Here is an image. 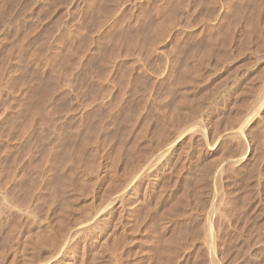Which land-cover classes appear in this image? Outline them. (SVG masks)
I'll return each mask as SVG.
<instances>
[{"label":"rangeland","instance_id":"rangeland-1","mask_svg":"<svg viewBox=\"0 0 264 264\" xmlns=\"http://www.w3.org/2000/svg\"><path fill=\"white\" fill-rule=\"evenodd\" d=\"M225 11L227 12L225 13ZM199 18L203 21L199 20ZM174 19H178V21H175ZM164 21H167L166 24H164ZM166 26L168 27L166 28ZM230 26L231 28H229ZM157 31L159 32V34ZM222 31L225 32L223 33ZM210 39L215 41L213 42ZM263 40L264 0H0V188H8L7 192L9 193L10 191H13L10 194V198L13 199L15 197L18 199L20 197V200H16L15 198L13 199L17 202L19 201L18 203H20V201L25 203L26 199L27 203L30 199V204H34L33 207H35L34 211L36 213V216L35 214L34 216L38 218L37 220L35 219L37 222L31 221V219L29 218L30 222L28 220H25L24 223V220L22 221L17 216H12L14 218L8 216L6 217V219L4 218L5 220H7V224L3 219L6 225L3 224L2 220V224L4 226L2 224L0 225V240L2 239L0 241V257H2L0 258V264H10L11 261L9 260L10 257L8 256H11V254L15 255L17 251L21 252V250H24L22 251L24 252V255H29L32 252V256L34 258L36 256L40 259L43 248L38 247L39 245H37V242L39 241L37 240V242L31 244L35 245H32L33 247L37 246V249L40 248L39 251L41 252H39L37 249H35L34 251V249H32L33 247H26V244H29V246L31 244L22 240L24 239L25 235L32 233V231H34L38 227L37 224L39 225L40 220L42 221V219L49 212H52L54 214L53 217L51 215L52 222H54V224L60 227L63 231L65 227L67 230L65 231L69 235V233L71 232V230L69 231V229L73 225L69 223V221L73 222L71 220H74L73 218L75 216L76 218L78 217L80 219L82 214H86L84 213L85 210L88 211L92 208L91 211H88L89 214L87 213L89 216L93 212H95L96 209L100 207V205H103V202H101V204L98 205V208H96L97 205L95 203H98L97 198L99 199L101 195H103V193L108 190V188L110 191H115H112V193L110 192L111 194H113V192L116 194V192L118 193L121 188L124 187V181H120V179H118L119 174L113 176H117V179L115 180V178H112L111 173H113L114 175L116 173H120V171L124 170L127 167H131L135 162H137L135 161V156L139 158V155H148V152L151 151L148 159L145 160V162H143L144 160L140 162V166L137 165V167L135 168L136 170L138 169L136 171V174L139 172L141 173L142 171H144L143 169L147 168V165L149 166V164H151L149 161L154 160V158L159 154L158 152L162 150L158 147H161L162 145L165 146V141L167 143V141L170 140L169 137H171V139L174 138V134L176 135L175 132H177L178 130L182 131L184 130V128L189 129V127L195 125L203 128L200 124L203 123V120L201 122L199 119L200 117L202 119L201 115H206V113L209 114L211 112V116L210 114L209 116L213 118H210V123L216 129H218L217 133L221 131L217 134V136H219L225 130L230 129L231 127V129L237 130L241 126V122H243L248 117V115L256 114L257 107L260 103H258V101L256 102L255 100L256 98H258V95L260 97L262 96V94L260 95V93H263L261 91L264 88ZM152 52L154 53V55ZM123 53L125 55H123ZM142 55L144 56L143 58ZM246 62L249 65H247ZM172 65L175 67H173ZM184 66H186V68ZM182 68L185 70H183ZM183 71L184 73H182ZM258 74L260 75V77H258ZM252 75L253 78L256 77V79L254 78L252 80ZM219 78H222V80H220ZM241 79L243 80L241 81ZM194 80L196 83L194 82ZM223 80H226L227 82ZM231 81H236L237 83L239 82L241 88L239 89L243 93L238 90L240 94L237 95V97L235 94V96L233 97L234 99H231L233 103L228 102L226 107L218 108L219 105H216V103H218L217 95L220 96L221 90L223 92L225 87L229 83H231ZM171 82L173 85L171 84ZM188 82H190V84H188ZM251 82H253V84ZM213 83L215 84V86L213 85ZM201 94H203L204 96ZM208 94H210L209 97ZM201 96H203V101H201ZM204 98L207 101H205ZM197 99L198 102L196 103ZM199 101L203 102L201 103V105L203 104L202 106L204 108L200 105ZM195 103L201 108L196 106ZM177 104H180V106ZM182 104H184L185 106ZM230 104H234V106L230 108ZM173 105L175 109L173 108ZM235 105L237 108L235 107ZM254 105L256 107H253ZM227 106H229V108ZM168 107H171V110ZM197 108L203 110L201 111L199 109L201 114L198 113L199 111L196 110ZM250 108L252 111H249ZM172 109H174V112L172 111ZM186 109H188L189 111ZM192 109L197 113H195V111L193 113ZM239 110H242L240 111L241 113L239 112ZM216 111H218L219 113ZM170 112L172 113L171 115ZM182 112H184V115L186 114L185 116L190 113L191 115H188L190 117L187 116L186 118L183 115L184 117L180 119L183 114ZM187 112L189 113L187 114ZM166 114L167 116H169V119H167L168 117L166 116ZM194 115L196 117H194ZM234 115H238V117L236 118ZM257 116L258 122L254 123L252 125L254 126V129L252 128L248 132V137H250V140L252 139L251 142H256L254 143L255 145L252 143L251 148H253L251 149V153L249 154L250 159L248 158L246 162L239 166H231V168L229 166L225 167L226 165H224L223 163L228 159L226 157L228 156L229 158H236L242 150H240V145L237 143V141L234 142V140L232 141L227 139L228 142L230 141V144L227 141L225 142V139L223 140L224 142H221V144L217 146L218 149L215 148L213 151L216 152L215 158H217V153L218 155H220V152L222 150V153H225H223L224 155L221 153L223 158L225 157L224 159L222 157H218V160L219 158H222V161L220 159L218 163L214 162V164L216 165L215 166L214 164H212L213 162H210L209 160V158L212 159V157L206 152L207 149L210 148L209 146L203 144V141H200V144H197L198 148H196L197 146L191 143L192 141H189V139H185V141H187L185 142L186 146L184 145L185 148H181V150L184 151H179L181 155L178 153V158H175L178 160H176L175 162L174 160L172 161L175 164L177 163L176 166L173 163L175 170L174 167L170 165L171 168L169 167L170 169H167V172L165 171V173L160 174V183L158 182L159 184L154 185L153 187L149 186V188H147V192L144 198L145 200L141 199L140 196L142 198L144 196L141 193H143L142 191L144 190V183H146L147 177L142 175V178L141 176L140 182H142L144 186L141 188L142 191H139L140 196L138 199V203H134L136 207H140V209L135 208L133 214L136 217L132 216V214L129 213L131 206L134 205L131 204L130 207L128 206L129 209L125 208L126 211L129 210L127 211V215L125 213L126 211L124 210L121 217L116 216L120 220L115 217L118 221L112 220L110 222V224H112L108 225L106 233L109 235L106 234V237H110L106 239L108 240L107 242H109V244L107 243L106 246H111V248H109L110 255L108 256L109 249L107 250V247H105V253L103 250L104 248L101 247L99 249L101 252L103 250L104 255L102 254L103 257L101 256V258L98 257L99 260L102 259L101 261H99L98 259L96 261L97 254H99L98 252H100L97 248L98 251H95L96 255L94 253L88 255L86 254L85 257H82V259L80 258L81 260H79V263L86 264V262H88L89 264H101V262L105 260V263L103 262L102 264H106L108 262H110L109 264H113V262L111 263V261H113V257H111V254L114 253V264H117V262L118 264H146L149 259L150 260L147 264H159L160 261L162 264H168V262L169 264H215V262L211 261V252L206 249V245L202 243L204 242V236H202L204 235V230L202 228L204 227L205 229L204 220L207 217L208 210L211 211V209L214 208L213 203L217 205L216 202L219 200V203L217 205L218 209H216L217 211L220 210L218 211V213L223 217L217 213L220 217H222V219H219V216L215 213L216 215H213V221L216 224L213 222V225L217 227H213L215 229L214 232H217L215 233V235L218 237V243L220 244V246H222L220 248V246L217 245L219 247H217L219 249L217 251L218 253H221H219V256L223 257V259L221 258L223 260V264H264V116ZM215 118H218V121H216ZM232 119L238 120L237 122L233 120L235 122L234 123ZM239 120L242 121L239 122ZM11 123H14V125H12ZM155 123L157 124L155 125ZM172 124H175L173 128H176L177 125V131L172 129ZM158 125L159 127H157ZM140 126L142 128H140ZM143 126H145L146 128ZM222 126L225 128V130ZM4 136L6 137V139L4 138ZM166 136H168V138ZM187 137L189 136L187 135L186 138ZM161 139L164 141H162ZM188 141L190 142L189 144H191V147L189 144H187ZM232 142L234 143V146ZM224 143L225 145H227L225 146ZM122 146L125 148H123ZM153 146L156 149L154 148L155 150L152 151L151 149ZM164 146H162V148ZM134 147H136V149ZM192 147L195 148L192 149ZM237 148L238 150L236 151ZM226 151L229 152L226 153ZM142 152L143 154H140ZM135 153L137 155H134ZM123 154L126 156H124ZM118 156L120 159L117 158ZM179 157L182 159H180ZM138 158L136 159L139 161L141 157L139 159ZM81 159L83 162L81 161ZM117 159H119V161ZM206 159L208 162L206 161ZM96 160H98L97 163H95ZM115 160H117L118 162H115ZM130 161H133L134 163H131ZM112 163H114L115 165L113 164V166ZM206 163H209V165ZM7 164L9 167L7 166ZM109 164H111L112 166ZM10 165H12V168ZM23 165H25L26 167ZM95 165L99 168H96ZM102 165L103 167H101ZM220 165L223 166L226 173H224L225 176L223 175L225 179H223V185H225L221 189H219L220 187L218 188L216 186V180H213L215 179V172L218 170ZM84 167H86V169H84ZM106 167H108V169H111L108 170ZM202 167L203 170L201 169ZM238 167H241L242 169L240 168V170L238 169ZM94 168H96L97 170ZM112 168L115 169L113 172ZM172 168L175 172L172 171ZM227 168L229 169L227 170ZM12 169L13 171H10ZM99 170L101 174H99ZM110 170L111 173L109 175ZM170 170L173 173H171ZM229 170H231L232 172H230ZM176 171L178 172V174H176ZM198 171L202 172V174L200 175L201 178L198 176L200 174L198 173ZM103 172H106L107 174ZM170 173L171 175H169ZM244 173L246 175H244ZM22 175H24L25 177ZM197 176L201 181H197ZM9 178H11V180ZM112 180H118V185L114 181L116 183H114L116 185V188L114 187V185L112 187ZM109 182L111 183L109 184ZM196 182H200V185H197L198 183L196 184ZM4 184H6V186H4ZM13 184L14 186H12ZM87 184L91 187L87 186ZM219 184L220 183H218V186ZM42 185L44 187H42ZM80 185L84 186V188ZM110 185L112 189H110ZM119 185L122 187H120ZM195 185L198 186V190H200V186H202L201 190L203 193H198ZM9 186L11 188H9ZM12 187L16 189L12 190ZM88 187L90 188V190ZM105 187L108 188L105 190ZM205 191L206 193H204ZM195 192L196 195L200 194L198 195L200 199H198V197L195 195ZM175 193L177 194L175 195ZM42 194H44L45 196ZM191 195L193 197L195 196L194 199H191ZM176 197H178L179 199ZM218 198H221L222 201ZM154 199H156V201ZM195 199H197V202H193V200ZM35 201H37V203ZM104 202L106 203L107 201ZM144 202H147L146 205ZM66 203L68 205H66ZM91 203L92 207L90 206ZM186 203L189 205H187ZM193 203H199L197 205V209H199V211L196 210V208H192V205H194ZM222 203H224L223 206ZM93 204H95L96 207ZM78 205L81 209L77 207ZM87 205H89L91 208L86 209L88 208ZM135 206H133V208ZM63 208L65 209L63 210ZM82 210H84V212H82ZM62 211L66 212V214ZM221 211L222 214L220 213ZM58 212H62L66 216L68 215V220H70L66 222L67 219L64 220V218L67 217L59 216L60 213ZM140 212L143 213L144 217L141 216L142 213ZM135 213L138 214L136 215ZM79 214H81V216ZM181 214H183V216ZM85 216L86 215H84V217H81L83 219H81L82 221L87 219L85 218ZM60 218L61 220H64L66 225L69 223V228L66 227L64 222H61ZM76 218L74 221L79 222V219L77 218V220ZM223 218L225 221L223 220ZM21 221L24 223V225ZM221 221L223 222V224ZM196 224L198 227L196 226ZM114 225L116 226V228L114 227ZM57 226L55 228L60 231ZM23 229H25L23 231V233H25L22 235ZM19 230L21 231V235L19 234ZM131 232L133 235L131 234ZM45 234L47 235V233ZM110 238L112 239V245L110 243ZM166 238L169 241H165ZM121 239L124 240L122 241ZM147 239L149 242L147 241ZM18 240L20 241V243ZM127 241L128 243H131L130 241H132V243L128 244ZM22 243H24V245H22ZM40 244H42V240ZM44 244H42L43 246H40H50L49 243V246ZM137 245H140L139 249ZM21 246H23L24 248L22 249ZM47 247L44 249L46 250L50 248ZM26 248H31L29 249L31 251L29 253H26ZM36 250L39 253H37ZM145 251H147L149 254ZM131 252L134 253L132 254ZM6 253L8 255H5L6 257H3ZM34 253H37L39 256L35 255ZM163 253L165 254V257L162 256ZM120 254L123 257L122 259L120 258ZM135 254H137L136 257ZM90 255H93L94 257H91ZM100 255L101 253L99 254V256ZM129 255H132V258ZM107 256L110 257L109 260H107ZM149 256L151 258H149ZM90 257L92 260L89 261ZM199 257L201 258L199 259ZM4 258H6V260ZM13 258L11 257L10 259ZM37 258L33 260L37 262ZM93 258L95 259L96 263H92V261H94ZM155 258L159 260L157 261V259ZM167 258H169V261ZM1 259H3L4 261ZM80 261H83L84 263Z\"/></svg>","mask_w":264,"mask_h":264},{"label":"bare ground","instance_id":"bare-ground-1","mask_svg":"<svg viewBox=\"0 0 264 264\" xmlns=\"http://www.w3.org/2000/svg\"><path fill=\"white\" fill-rule=\"evenodd\" d=\"M246 1V0H245ZM212 4V3H211ZM232 4V3H231ZM224 7V6H223ZM228 7V6H227ZM209 8V7H208ZM229 8V7H228ZM234 8V7H233ZM212 10V9H211ZM229 10V9H228ZM234 10V9H233ZM232 10V11H233ZM227 11H225V13H226ZM211 13V12H210ZM229 14V13H228ZM227 14V15H228ZM235 14V13H234ZM258 14V13H257ZM240 15V14H239ZM256 15V14H255ZM204 16V15H203ZM238 16V15H237ZM249 16V15H248ZM209 17H210V15H209ZM250 17V16H249ZM257 17V16H256ZM178 18V17H177ZM205 18V17H204ZM173 19V18H172ZM210 19V18H209ZM232 19V18H231ZM237 19V18H236ZM251 19V18H250ZM175 20V19H174ZM177 21H178V19H176ZM175 20V21H176ZM199 20H202V19H200L199 18ZM214 20V19H213ZM224 20V19H223ZM240 20H241V18H240ZM257 20V19H256ZM203 21V20H202ZM231 21V20H230ZM263 21V20H262ZM165 22V21H164ZM167 22V21H166ZM166 22L164 23V24H166ZM232 22V21H231ZM235 22V21H234ZM219 23V22H218ZM169 24H171V23H169ZM226 24H228V23H226ZM234 24V23H233ZM241 24V23H240ZM244 24V23H243ZM255 24V23H254ZM157 25V24H156ZM168 25V24H167ZM209 25V24H208ZM211 25V24H210ZM220 25V24H219ZM256 25V24H255ZM161 26V25H160ZM164 26V25H163ZM232 26V25H231ZM231 26L229 27V28H231ZM158 27V26H157ZM168 26H166V28H167ZM174 27V26H173ZM226 27H227V25H226ZM234 27V26H233ZM253 27V26H252ZM159 28V27H158ZM171 28V27H170ZM170 28H169V30H170ZM250 28H251V26H250ZM154 29V28H153ZM164 29V28H163ZM257 29V28H256ZM214 30V29H213ZM222 30V29H221ZM224 30V29H223ZM241 30V29H240ZM260 30V29H259ZM154 31V30H153ZM174 31V30H173ZM219 31V30H218ZM226 31H227V29H226ZM235 31V30H234ZM255 31V30H254ZM258 31V30H257ZM158 32V31H157ZM169 32V31H168ZM171 32V31H170ZM223 32V31H222ZM225 32V31H224ZM223 32V33H224ZM232 32V31H231ZM239 32V31H238ZM237 32V33H238ZM252 33V32H251ZM158 34H159V32H158ZM168 34V33H167ZM211 34V33H210ZM216 34V33H215ZM220 34V33H219ZM248 34V33H247ZM255 34V33H254ZM258 34V33H257ZM262 34V33H261ZM148 35V34H147ZM179 35H180V33H179ZM224 35V34H223ZM227 35V34H226ZM231 35V34H230ZM246 35V34H245ZM136 36H137V34H136ZM196 36V35H195ZM197 36H198V34H197ZM200 36V35H199ZM141 37V36H140ZM214 37H217V36H214ZM223 37V36H222ZM252 37V36H251ZM159 38V37H158ZM212 38V37H211ZM219 38H220V36H219ZM225 38H226V36H225ZM157 39V38H156ZM185 39V38H184ZM183 39V40H184ZM188 39V38H187ZM194 39V38H193ZM213 39V38H212ZM212 39H210L211 41H213ZM215 39V38H214ZM250 39V38H249ZM179 40V39H178ZM222 40V39H221ZM258 40V39H257ZM188 41V40H187ZM209 41V40H208ZM215 41V40H214ZM213 41V42H214ZM220 41V40H219ZM253 41V40H252ZM137 42V41H136ZM151 42V41H150ZM178 42V41H177ZM190 42H191V40H190ZM199 42V41H198ZM204 42V41H203ZM210 42V41H209ZM248 42V41H247ZM259 42V41H258ZM149 43V42H148ZM158 43V42H157ZM252 43V42H251ZM263 43H264V40H263ZM145 44V43H144ZM207 44V43H206ZM212 44V43H211ZM249 44V43H248ZM182 45H183V43H182ZM200 45V44H199ZM250 45V44H249ZM256 45V44H255ZM261 45V44H260ZM147 46V45H146ZM157 46V45H156ZM194 46V45H193ZM196 46V45H195ZM202 46V45H201ZM210 46V45H209ZM214 46H215V44H214ZM248 46V45H247ZM135 47V46H134ZM150 47H151V45H150ZM175 47V46H174ZM178 47V46H177ZM217 47V46H216ZM251 47V46H250ZM256 47V46H255ZM137 48V47H136ZM201 48V47H200ZM210 48V47H209ZM212 48V47H211ZM254 48V47H253ZM258 48V47H257ZM133 49V48H132ZM152 49V48H151ZM154 49V48H153ZM182 49V48H181ZM214 49V48H213ZM234 49V48H233ZM250 49V48H249ZM252 49V48H251ZM126 50V49H125ZM174 50V49H173ZM183 50V49H182ZM192 50H194V49H192ZM196 50V49H195ZM209 50V49H208ZM217 50V49H216ZM244 50V49H243ZM256 50V49H255ZM119 51V50H118ZM167 51V50H166ZM254 51V50H253ZM139 52V51H138ZM141 52V51H140ZM168 52V51H167ZM212 52V51H211ZM255 52V51H254ZM153 53V52H152ZM156 53V52H155ZM207 53V52H206ZM223 53V52H222ZM258 53V52H257ZM118 54V53H117ZM130 54V53H129ZM138 54V53H137ZM160 54H162V53H160ZM165 54V53H164ZM163 54V55H164ZM187 54V53H186ZM189 54V53H188ZM252 54V53H251ZM253 54H255V53H253ZM123 55H125L124 53H123ZM135 55V54H134ZM153 55H154V53H153ZM211 55V54H210ZM228 55H230V54H228ZM128 56V55H127ZM138 56V55H137ZM168 56V55H167ZM191 56V55H190ZM234 56H236V55H234ZM254 56V55H253ZM144 56L142 55V58H143ZM170 57V56H169ZM189 57V56H188ZM193 57V56H192ZM224 57V56H223ZM118 58V57H117ZM116 58V59H117ZM171 58V57H170ZM232 58V57H231ZM155 59V58H154ZM221 59V58H220ZM225 59V58H224ZM233 59V58H232ZM170 60V59H169ZM191 60V59H190ZM249 60V59H248ZM247 60V61H248ZM17 61V60H16ZM88 61V60H87ZM136 61H138V60H136ZM184 61V60H183ZM187 61V60H186ZM54 62V61H53ZM196 62V61H195ZM195 62H194V64H195ZM145 63H146V61H145ZM171 63H172V60H171ZM201 63V62H200ZM247 63V62H246ZM193 64V63H192ZM81 65V64H80ZM200 65V64H199ZM202 65V64H201ZM247 65H249L248 63H247ZM173 66V65H172ZM213 66V65H212ZM211 66V67H212ZM237 66V65H236ZM127 67V66H126ZM169 67V66H168ZM173 67H175V66H173ZM185 68H186V66H184ZM196 67V66H195ZM207 67V66H206ZM209 67V66H208ZM248 67V66H247ZM214 68V67H213ZM263 68V67H262ZM173 69V68H172ZM179 69V68H178ZM183 69V68H182ZM239 69V68H238ZM260 69V68H259ZM51 70V69H50ZM170 70H171V68H170ZM169 70V71H170ZM183 70H185V69H183ZM195 70V69H194ZM203 70V69H202ZM205 70V69H204ZM258 70V69H257ZM261 70V69H260ZM264 70V69H263ZM164 71V70H163ZM179 71V70H178ZM214 71V70H213ZM212 71V72H213ZM243 71V70H242ZM246 71V70H245ZM244 71V72H245ZM209 72V71H208ZM263 72V71H262ZM110 73V72H109ZM171 73V72H170ZM178 73V72H177ZM182 73H184V71L182 72ZM244 74V73H243ZM260 74V73H259ZM258 74V75H259ZM263 74V73H262ZM261 74V75H262ZM150 75V74H149ZM148 75V76H149ZM184 75V74H183ZM182 75V76H183ZM207 75V74H206ZM227 75V74H226ZM235 75V74H234ZM257 75V76H258ZM107 76V75H106ZM192 76H194V75H192ZM223 76V75H222ZM238 76V75H237ZM69 77V76H68ZM239 77V76H238ZM252 77V80L255 78L256 79V77H254L253 78V75L251 76ZM250 77V78H251ZM258 77H260V75L258 76ZM263 77V76H262ZM99 78V77H98ZM192 78V77H191ZM194 78V77H193ZM223 78H226V77H223ZM230 78V77H229ZM246 78V77H245ZM264 78V77H263ZM139 79V78H138ZM204 79V78H203ZM220 79V78H219ZM234 79V78H233ZM240 79V78H239ZM238 79V80H239ZM193 80V79H192ZM197 80V79H196ZM205 80V79H204ZM220 80H222V78L220 79ZM231 80V79H230ZM235 80V79H234ZM243 79H241V81H242ZM247 80V79H246ZM250 80V79H249ZM248 80V81H249ZM177 81V80H176ZM181 81V80H180ZM179 81V82H180ZM218 81V80H217ZM223 81H225V82H227L228 81V79H227V81L226 80H223ZM222 81V82H223ZM182 82V81H181ZM191 82H193V81H191ZM194 82H195V80H194ZM216 82V81H215ZM220 82V81H219ZM196 83V82H195ZM200 83H202V82H200ZM233 83V84H232ZM239 83V82H238ZM236 81L234 82V81H231V83H229L226 87H225V89L223 90V92H222V90H221V93H220V96L219 95H217L218 97V103H216V105L218 106V108H223V107H226V105H227V103L229 102H232V98L235 96V94H236V97H237V95H239L240 93L238 92V90L240 91V92H242L240 89V83L238 84ZM249 83V82H248ZM252 84H253V82H251ZM73 84V83H72ZM159 84V83H158ZM171 84H172V82H171ZM178 84H180V83H178ZM185 84H187V83H185ZM188 84H190V82H188ZM193 84V83H192ZM191 84V85H192ZM258 84V83H257ZM256 84V85H257ZM69 85V84H68ZM170 85V84H169ZM173 85V84H172ZM202 85V84H201ZM213 85L215 86V84L213 83ZM223 85V84H222ZM244 85V84H243ZM247 85V84H246ZM249 85V84H248ZM70 86V85H69ZM181 86V85H180ZM183 86V85H182ZM199 86V85H198ZM64 87V86H63ZM194 87V86H193ZM211 87H212V85H211ZM253 87V86H252ZM264 87V86H263ZM61 88H62V85H61ZM173 88V87H172ZM190 88V87H189ZM207 88V87H206ZM240 88V89H239ZM245 88H246V86H245ZM249 88V87H248ZM254 88V87H253ZM257 88V87H256ZM215 89V88H214ZM78 90V89H77ZM187 90V89H186ZM258 90H260V89H258ZM263 90H264V88H263ZM261 91V92H263V93H260V91H259V93H260V95L262 94V96L260 97L259 95H258V98H256V96H257V94H256V96H255V98H256V102L258 101V103H260L259 105H258V107H257V111H256V114L257 115H259V116H264V91ZM205 91H208V90H205ZM212 91V90H211ZM97 92V91H96ZM167 92V91H166ZM180 92V91H179ZM173 93V92H172ZM186 93V92H185ZM189 93V92H188ZM214 93H216V92H214ZM243 93V92H242ZM249 93V92H248ZM14 94V93H13ZM200 94V93H199ZM255 94V93H254ZM101 95V94H100ZM201 95H203V94H201ZM209 95L210 94H208V97H209ZM244 95V94H243ZM246 95V94H245ZM204 96V95H203ZM203 96H201L200 98H201V101H203L202 100V98H203ZM215 96V95H214ZM242 96V95H241ZM251 96H253V95H251ZM107 97V96H106ZM114 97V96H113ZM239 97V96H238ZM250 97V96H249ZM156 98V97H155ZM191 98V97H190ZM200 98H199V100H200ZM212 98V97H211ZM215 98H216V96H215ZM216 98V99H217ZM254 98V97H253ZM254 98V99H255ZM19 99V98H18ZM150 99V98H149ZM189 99V98H188ZM196 99V98H195ZM205 99V98H204ZM234 99V98H233ZM243 99V98H242ZM122 100V99H121ZM180 100V99H179ZM191 100V99H190ZM210 100V99H209ZM208 100V101H209ZM236 100V99H235ZM90 101V100H89ZM187 101H189V100H187ZM205 101H207L206 99H205ZM217 101V100H216ZM234 101V100H233ZM240 101V100H239ZM245 101V100H244ZM252 101V100H251ZM260 101V102H259ZM174 102V101H173ZM176 102V101H175ZM185 102H186V100H185ZM191 102V101H190ZM190 102H188V103H190ZM198 102V99L196 100V103ZM253 102V101H252ZM12 103V102H11ZM195 103V104H196ZM199 103H200V105H201V103H203V102H200L199 101ZM215 103H214V105H215ZM233 103V102H232ZM231 103V104H232ZM244 103V102H243ZM246 103H250V102H246ZM10 104V103H9ZM162 104V103H161ZM187 104V103H186ZM190 104H192V103H190ZM193 104H194V102H193ZM230 104V108L231 107H233L234 106V104L233 105H231ZM236 104V103H235ZM245 104V103H244ZM19 105V104H18ZM91 105V104H90ZM175 105V104H174ZM174 105H173V108H174ZM177 105H179L180 106V104H177ZM177 105H176V107H177ZM182 105H184V104H182ZM203 105V104H202ZM201 105V106H202ZM207 105V104H206ZM205 105V106H206ZM237 105V104H236ZM236 105H235V107H236ZM248 105V104H247ZM252 105V104H251ZM257 105V104H256ZM185 106V105H184ZM187 106V105H186ZM194 106V105H193ZM196 106H198V107H200L199 105H197L196 104ZM217 106H215V107H217ZM238 106V105H237ZM243 106V105H242ZM172 107V106H171ZM170 107V108H171ZM191 107V106H190ZM203 107V106H202ZM208 107V106H207ZM214 107V106H213ZM228 108H229V106H227ZM246 107V106H245ZM247 107H249V106H247ZM253 107H256L255 105L253 106ZM253 107H252V109H253ZM8 108V107H7ZM161 108V107H160ZM165 108V107H164ZM169 108V107H168ZM169 108V109H170ZM183 108V107H182ZM189 108V107H188ZM201 108V107H200ZM199 108V109H200ZM204 108V107H203ZM237 108V107H236ZM23 109V108H22ZM167 109V108H166ZM175 109V108H174ZM174 109H172V111L174 112ZM184 109V108H183ZM199 109L197 108L196 110H198L199 111ZM243 109V108H242ZM246 109H248V108H246ZM61 110V109H60ZM159 110V109H158ZM168 110V109H167ZM171 110V109H170ZM177 110V109H176ZM175 110V111H176ZM186 110H188V109H186ZM193 110V109H192ZM201 110V109H200ZM220 110V109H219ZM230 110V109H229ZM236 110V109H235ZM171 111V112H172ZM189 111V110H188ZM194 111L195 110H193V113H194ZM201 111H203V110H201ZM240 111H242V110H239V112ZM248 111V110H247ZM246 111V112H247ZM249 111H252L251 110V108L249 109ZM248 111V112H249ZM167 112V111H166ZM170 112V115L172 114ZM178 112H180V111H178ZM177 112V113H178ZM210 112V111H209ZM216 112H218V111H216ZM234 112V111H233ZM232 112V113H233ZM239 112H236V113H239ZM246 112H245V114H246ZM254 112V111H253ZM56 113V112H55ZM86 113V112H85ZM183 114H182V116H181V118L180 119H182V117H184L185 115H184V112H182ZM189 112H187V114H188ZM195 113H197L196 111H195ZM198 113H200V111L198 112ZM202 113H204V112H202ZM211 113V112H210ZM209 113V114H210ZM219 113V112H218ZM235 113V114H236ZM241 113V112H240ZM244 113V112H243ZM242 113V114H243ZM161 114H163V113H161ZM181 114V113H180ZM201 114V113H200ZM208 113H206V115H201L202 116V119H201V117L199 118L200 119V121L202 122V120H203V123H200L201 124V127H203V128H200L199 126H191V127H189V129H185L184 128V130H178V127H177V125H176V128H173L174 127V125L175 124H172V129L173 130H176L177 132H175L176 133V135L174 134V138H172L171 139V137H169L170 138V140H168L167 141V143H166V141H165V146L164 145H162V146H164L163 148H162V146L160 147L159 145L161 144L160 142V144L157 146L158 148H161L162 150H157V151H159L158 153V155L154 158V160H151V161H149L151 164H149V166L147 165V168H145V169H143L144 171H142L141 173L139 172V173H137L136 174V171L138 170H136L135 168L137 167V165H139L140 166V162H142L143 160V162H145V160H147L148 159V157L150 156L149 154H150V152H148L149 154L147 155V154H144L143 156L141 155H139V158L141 159H139L137 156H135V161H137V162H133L134 164L132 165V164H130V165H132L131 167H127V168H125L124 170H122V171H120V173H116V174H114L113 175V173H111V170L109 171V175H110V173L112 174V178H115V180L117 179L116 177H113V176H115V175H118L119 176V178L118 179H120V181L122 180V181H124V184H125V182H126V184L124 185L123 183V186L124 187H122V186H120V187H122L121 188V190L117 193L116 192V194L114 193L115 191L114 190H109V188H108V190H106L107 188L105 187V192L103 193V195H101V197L98 199L97 198V200H98V203H95L96 205H97V207H96V205L95 204H93V205H95V207L96 208H98V205H100L101 204V202H103L102 204V206L100 205V207L98 208V209H96V211L95 210H92V211H95V212H93L94 213V215H93V213L89 216L88 214V211L90 210L91 211V207H92V203H91V207L89 206V205H87L88 206V208H86V209H89V208H91V209H89L88 211L87 210H85V208H84V210H85V212H84V210H82V212H84V213H86V214H84V215H88L87 217L85 216V218H87V219H85L84 221H82L83 219L81 218L82 216L84 217V215L82 214V216H81V214H79L81 217H80V219L78 220L77 218H76V216L73 218L72 216V218L75 220V218L79 221V222H76V221H74V220H71V221H73V222H70L69 220H68V215L66 216V215H64L63 213H65L66 214V212H64V211H62L61 213L60 212H58V213H60V214H63V215H60L59 214V216H65V217H67V218H64V220H66L67 219V221L66 222H68L69 221V223H71V224H73L72 226H71V224H70V229H69V231L71 230V232L69 233V235L66 233V228L64 227V231L63 230H61V228L60 227H58L56 224H54V222H52V219H51V215H52V217H53V213L51 212H47L46 214V216L42 219V221L40 220V223H39V225L37 224V228L34 230V231H32V233H29V234H27V235H25L24 236V239H22V240H24L25 242H27V243H34V242H37V240L41 243V240H42V244H44V243H47V244H44V245H48V243H49V247H47V248H49V249H44V248H46V247H41L40 245H42V244H40L39 242H37L38 244L37 245H39L38 247H40V248H43V252H42V254H41V256H40V259H39V257L37 258L36 256H35V258H37V262L36 261H34L33 259H35L32 255V252L28 255V254H26V255H24L23 253L24 252H22V251H24V250H21V252L19 251H17V253L15 254L14 252V254L15 255H13V254H11V256H8V257H12L13 258V256H14V258L13 259H10L9 258V260L11 261V263L10 264H80L79 263V260H81L82 259V257L84 256L85 257V255L87 254H92V253H94L95 254V251H98L97 250V248L99 249V248H104L103 250H104V253L106 252L105 250H106V248L105 247H107L106 245H107V243L109 244V242H107L108 240H106V239H108L107 237H106V232H107V227H108V225L110 224V222L112 221V220H114V221H118V220H120L119 218H117V217H121V215H122V213L124 212V210H125V208H127V209H129V207H130V205L131 204H134L135 202L136 203H138V199H139V196H140V193H139V191L141 190V188L144 186V184H145V187H144V190L142 191L143 193H141V194H143L144 196H143V198L140 196V198L141 199H144L145 198V194H146V190H147V188H149V186H154V185H157V184H159L160 182H159V179H160V174H162V173H165V171L167 170V169H170L171 168V166L170 165H172V167H174L173 166V163L176 161V160H178V159H175V158H178L177 157V154L179 153V151L180 152H182V151H184V150H181V148L183 149V148H185L184 147V145L186 146V144H185V142H187V141H185V139H189V141H192L191 143H193V144H195L196 146H197V144L201 141H203L204 143L203 144H206L207 146H209L210 148L209 149H207V153L212 157V159L211 158H209V160H210V162L212 161L213 163L212 164H214V162L215 163H218V161H220V159H221V161H222V158H223V156H222V154L224 153H222V151L220 152V149H219V152H220V155H218V153H217V158H215V156H216V152H213L214 151V149L215 148H217V146H219L220 144H221V142H224L223 140H225V142L227 141V139H229V140H234V142H236L237 141V143L240 145V150H241V153L236 157V158H229L228 156L226 157V158H228L227 160H225V162L223 163L224 165H226L225 167H227V166H229L230 168H231V166L232 167H234V166H239V165H242L244 162H246V160L249 158V154L251 153L250 151H251V149L253 148H251V146H252V143H253V141L251 142V140H250V137H248V132H249V130L250 129H252L254 126H252L254 123H256V122H258L257 121V115L256 114H250V115H248V117L243 121V122H241L240 120H239V122H241L242 124H241V126L237 129V130H235V129H231L230 127V129H228V130H225V128H224V132L221 134V135H219V136H217V134L219 133V132H221V131H219L218 133H217V131H218V129H216L214 126H212L211 125V123H210V116H211V114H210V116H209V114L207 115ZM216 114V113H215ZM184 115V116H183ZM188 115H191V113L190 114H188ZM187 115V116H188ZM195 115H197V114H195ZM194 115V117H196ZM199 115V114H198ZM217 115V114H216ZM219 115V114H218ZM233 115V114H232ZM231 115V116H232ZM239 115V114H238ZM238 115H234L236 118L238 117ZM241 115V114H240ZM4 116V115H3ZM7 116V115H6ZM164 116V115H163ZM166 116H167V114H166ZM179 116V115H178ZM187 116H185V118L187 117ZM215 116V115H214ZM233 116V117H234ZM23 117V116H22ZM35 117V116H34ZM168 118L167 119H169V116H167ZM188 117H190V116H188ZM232 117V118H233ZM240 117V116H239ZM245 117V116H244ZM126 118V117H125ZM179 118V117H178ZM177 118V119H178ZM193 118V117H192ZM213 118V117H212ZM211 118V119H212ZM225 118V117H224ZM261 118H263V117H261ZM19 119V118H18ZM58 119V118H57ZM216 119V118H215ZM218 119V118H217ZM216 119V121H218ZM221 119V118H220ZM239 119V118H238ZM237 119V120H238ZM240 119H242V118H240ZM258 119H260V118H258ZM13 120V119H12ZM170 120H171V118H170ZM179 120V119H178ZM184 120H186V119H184ZM225 120H229V119H225ZM234 119H232V121H233ZM237 120H234V121H236L237 122ZM189 121V120H188ZM212 121V120H211ZM231 121V120H230ZM231 121V122H232ZM233 121V122H234ZM7 122V121H6ZM52 122V121H51ZM54 122V121H53ZM179 122V121H178ZM214 122V121H213ZM228 122V121H227ZM15 123V122H14ZM14 123L12 124V125H14ZM48 123V122H47ZM148 123V122H147ZM163 123V122H162ZM182 123H183V121H182ZM235 123V122H234ZM259 123H261V122H259ZM45 124V123H44ZM150 124V123H149ZM157 123H155V125H156ZM200 124H198V125H200ZM203 124V125H202ZM221 124H223V123H221ZM225 124V123H224ZM227 124V123H226ZM258 124V123H257ZM264 124V123H263ZM7 125V124H6ZM10 125V124H9ZM144 125V124H143ZM187 125V124H186ZM228 125V124H227ZM11 126V125H10ZM58 126V125H57ZM261 126V125H260ZM13 127V126H12ZM16 127V126H15ZM48 127V126H47ZM143 127H145V126H143ZM155 127V126H154ZM157 127H159V125L157 126ZM221 127V126H220ZM5 128V127H4ZM17 128V127H16ZM52 128V127H51ZM140 128H142L141 126H140ZM146 128V127H145ZM257 128V127H256ZM7 129V128H6ZM61 129V128H60ZM70 129V128H69ZM155 129V128H154ZM170 129V128H169ZM254 129V128H253ZM157 130V129H156ZM165 130V129H164ZM257 130H260V129H257ZM13 131V130H12ZM188 131V132H187ZM1 132V131H0ZM2 132H3V130H2ZM54 132V131H53ZM81 132V131H80ZM141 132V131H140ZM143 132V131H142ZM261 132V131H260ZM18 133V132H17ZM150 133H151V130H150ZM158 133H159V131H158ZM168 133V132H167ZM172 133H174V132H172ZM171 133V134H172ZM255 133H256V131H255ZM254 133V134H255ZM22 134V133H21ZM47 134V133H46ZM62 134V133H61ZM138 134V133H137ZM137 134H135V135H137ZM141 134H143V133H141ZM149 134V133H148ZM162 134V133H161ZM160 134V135H161ZM5 135V134H4ZM52 135V134H51ZM58 135V134H57ZM165 135H166V133H165ZM169 135V134H168ZM189 136V137H187L186 138V136ZM217 137H216V136ZM250 135V134H249ZM27 136V135H26ZM47 136V135H46ZM139 136V135H138ZM142 136V135H141ZM145 136V135H144ZM163 136V135H162ZM11 137V136H10ZM15 137H16V135H15ZM21 137V136H20ZM38 137V136H37ZM62 137V136H61ZM167 138H168V136H166ZM4 138L6 139V137L4 136ZM18 138V137H17ZM30 138V137H29ZM145 138V137H144ZM164 138V137H163ZM162 138V139H163ZM252 138H253V136H252ZM64 139V138H63ZM161 139V140H162ZM16 140V139H15ZM14 140V141H15ZM86 140V139H85ZM142 140V139H141ZM160 140V141H161ZM41 141V140H40ZM39 141V142H40ZM153 141V140H152ZM162 141H164V140H162ZM188 141V143L187 144H189L190 142ZM11 142H13V141H11ZM18 142V141H17ZM51 142V141H50ZM154 142V141H153ZM156 142V141H155ZM228 142V141H227ZM31 143V142H30ZM45 143V142H44ZM131 143V142H130ZM228 143H230V141L228 142ZM233 143V142H232ZM236 143V144H237ZM254 143H256V142H254ZM253 143V144H254ZM261 143V142H260ZM47 144V143H46ZM135 144V143H134ZM163 144V143H162ZM193 144H192V146H193ZM200 144V143H199ZM202 144V143H201ZM231 144V143H230ZM148 145H149V143H148ZM153 145H154V143H153ZM156 145V144H155ZM190 145V147H191V144H189ZM224 145H225V143H224ZM227 145V144H226ZM225 145V146H226ZM255 145V144H254ZM33 146V145H32ZM128 146V145H127ZM152 146V145H151ZM150 146V147H151ZM195 146V147H196ZM205 146V145H204ZM233 146H234V143H233ZM238 146V145H237ZM46 147V146H45ZM82 147V146H81ZM123 147V146H122ZM121 147V148H122ZM129 147V146H128ZM137 147H138V145H137ZM194 147V148H195ZM221 147H222V145H221ZM230 147V146H229ZM6 148V147H5ZM17 148H18V146H17ZM123 148H125V147H123ZM135 149H136V147H134ZM142 148H143V146H142ZM144 148H146V147H144ZM155 147L153 146L152 147V151L153 150H155L154 149ZM193 147H192V149H194ZM196 148H198V146L196 147ZM10 149H11V146H10ZM71 149H72V147H71ZM127 149V148H126ZM141 149V148H140ZM148 149V148H147ZM149 149V150H150ZM218 149V148H217ZM222 149V148H221ZM7 150V149H6ZM131 150V149H130ZM202 150V149H201ZM228 150V149H227ZM231 150V149H230ZM238 150V148L236 149V151ZM239 150V151H240ZM4 151V150H3ZM13 151V150H12ZM37 151V150H36ZM50 151V150H49ZM52 152V151H51ZM111 152V151H110ZM119 152V151H118ZM229 152V151H228ZM227 151H226V153H228ZM231 152V151H230ZM255 152H257V151H255ZM12 153H14V152H12ZM17 153V152H16ZM96 153V152H95ZM120 153V152H119ZM124 153V152H123ZM130 153V152H129ZM145 153V152H144ZM156 153V152H155ZM222 153V154H221ZM234 153V152H233ZM232 153V154H233ZM21 154V153H20ZM26 154V153H25ZM68 154H70V153H68ZM92 154V153H91ZM111 154V153H110ZM132 154V153H131ZM139 154V153H138ZM140 154H143V152L142 153H140ZM180 154V153H179ZM178 154V155H179ZM225 154V153H224ZM223 154V155H224ZM106 155V154H105ZM124 155V154H123ZM134 155H137L136 153L134 154ZM147 155V156H146ZM181 155V154H180ZM183 155V154H182ZM196 155V154H195ZM18 156V155H17ZM96 156V155H95ZM122 156V155H121ZM124 156H126V155H124ZM133 156V155H132ZM230 156H231V153H230ZM254 156V155H253ZM21 157H22V155H21ZM20 157V158H21ZM46 157V156H45ZM114 157V156H113ZM186 157V156H185ZM218 157H222V158H219V160H218ZM16 158V157H15ZM43 158V157H42ZM69 158H70V156H69ZM89 158V157H88ZM117 158H119V156L117 157ZM126 158V157H125ZM132 158V157H131ZM136 158H138L139 159V161L136 159ZM180 158V157H179ZM197 158V157H196ZM225 158V157H224ZM223 158V159H224ZM255 158V157H254ZM75 159V158H74ZM73 159V160H74ZM116 159V158H115ZM120 159V158H119ZM119 159H117L118 161H119ZM151 159H152V157H151ZM180 159H182V158H180ZM202 159V158H201ZM250 159V158H249ZM2 160H4V159H2ZM17 160V159H16ZM20 160V159H19ZM22 160V159H21ZM77 160V159H76ZM100 160V159H99ZM117 160H115V162L117 161ZM129 160V159H128ZM130 160H132V159H130ZM174 160V162H172ZM184 160V159H183ZM213 160H215V161H213ZM216 160H217V162H216ZM46 161V160H45ZM66 161H68V160H66ZM81 161H82V159H81ZM95 161V160H94ZM97 161L98 160H96V162L95 163H97ZM110 161V160H109ZM117 161V162H118ZM206 161H207V159H206ZM255 161V160H254ZM27 162V161H26ZM78 162V161H77ZM83 162V161H82ZM113 162V161H112ZM114 162V163H115ZM123 162V161H122ZM131 162V161H130ZM131 162V163H132ZM178 162V161H177ZM208 162V161H207ZM209 162V163H210ZM30 163V162H29ZM47 163V162H46ZM72 163V162H71ZM90 163V162H89ZM99 163V162H98ZM103 163V162H102ZM114 163H112V165L114 164ZM124 163V162H123ZM126 163V162H125ZM172 163V164H171ZM180 163V162H179ZM183 163V162H182ZM203 163V162H202ZM209 163H206V164H208L209 165ZM250 163V162H249ZM17 164V163H16ZM20 164V163H19ZM54 164V163H53ZM67 164H68V162H67ZM101 164V163H100ZM143 164V163H142ZM145 164V163H144ZM175 164V163H174ZM211 164V163H210ZM222 164V165H223ZM246 164V163H245ZM34 165V164H33ZM89 165H91V164H89ZM93 165V164H92ZM98 165V164H97ZM107 165V164H106ZM109 165H111V164H109ZM111 165V166H112ZM115 165V164H114ZM113 165V166H114ZM125 165V164H124ZM127 165V164H126ZM177 165V163L175 164V166ZM193 165V164H192ZM204 165H205V163H204ZM215 165V164H214ZM213 165V166H214ZM222 165H220V167L218 168V170L215 172V174L216 175H214V177H215V179H213V180H216V182H215V184L217 183V187L219 188V189H221V188H223L224 187V185H223V179H224V177H223V175H224V173H225V170H224V168H223V166ZM7 166H8V164H7ZM11 166V168H12V165H10ZM23 166H25V165H23ZM32 166V165H31ZM83 166H84V164H83ZM99 166V165H98ZM97 166V167H98ZM111 166H109V167H111ZM118 166V165H117ZM129 166V165H128ZM216 166V165H215ZM218 166V165H217ZM253 166V165H252ZM9 167V166H8ZM26 167V166H25ZM54 167V166H53ZM68 167V166H67ZM72 167H74V166H72ZM95 167H96V165H95ZM96 167V168H97ZM101 167H103V165L101 166ZM100 167V168H101ZM105 167V166H104ZM170 167V168H169ZM191 167V166H190ZM205 167V166H204ZM206 167H208V166H206ZM209 167H211V166H209ZM248 167V166H247ZM1 168V167H0ZM7 168V167H6ZM17 168V167H16ZM15 168V169H16ZM29 168V167H28ZM36 168V167H35ZM71 168V167H70ZM81 168V167H80ZM90 168H91V166H90ZM96 168H94V169H96ZM99 168V167H98ZM107 169H108V167H106ZM122 168V167H121ZM241 167H238V169H240ZM250 168V167H249ZM83 169V168H82ZM81 169V170H82ZM84 169H86V167H84ZM106 169V170H107ZM109 169H111V168H109ZM108 169V170H109ZM113 170H112V172L115 170L114 168H112ZM140 169V168H139ZM179 169V168H178ZM178 169H176V170H178ZM202 170H203V167L201 168ZM205 169V168H204ZM208 169V168H207ZM226 169V168H225ZM229 168H227V170H228ZM235 169V168H234ZM242 169V168H241ZM240 169V170H241ZM18 170V169H17ZM49 170V169H48ZM76 170V169H75ZM97 170V169H96ZM103 170V169H102ZM134 170H135V172H134ZM174 170H175V167H174ZM173 170V168H172V171L173 172H175ZM188 170H190V169H188ZM193 170V169H192ZM195 170V169H194ZM201 170V171H202ZM211 170V169H210ZM226 170V171H227ZM233 170V169H232ZM239 170V171H240ZM247 170V169H246ZM253 170V169H252ZM8 171V170H7ZM10 171H13V169L12 170H10ZM68 171H69V169H68ZM84 171V170H83ZM88 171H89V169H88ZM87 171V172H88ZM93 171V170H92ZM104 171H105V169H104ZM169 171V170H168ZM171 171V170H170ZM171 171V173H173ZM200 171V170H199ZM198 171V173H200L198 176L200 177V175L202 174V172H199ZM207 171V170H206ZM206 171H204V172H206ZM209 171V170H208ZM230 172H232L231 170H229ZM234 171H236V170H234ZM245 171V170H244ZM4 172V171H3ZM6 172V171H5ZM15 172H16V170H15ZM27 172V171H26ZM38 172V171H37ZM63 172V171H62ZM86 172V173H87ZM97 172V171H96ZM167 172V171H166ZM177 172V171H176ZM195 172V171H194ZM246 172V171H245ZM7 173V172H6ZM13 173V172H12ZM69 173V172H68ZM72 173V172H71ZM75 173V172H74ZM82 173V172H81ZM85 173V174H86ZM98 173V172H97ZM103 173H106V172H103ZM115 173V172H114ZM171 173L169 174V175H171ZM211 173V172H210ZM209 173V174H210ZM229 173V172H228ZM234 173V172H233ZM237 173H238V171H237ZM241 173V172H240ZM239 173V174H240ZM24 174H26V173H24ZM34 174V173H33ZM65 174V173H64ZM83 174V173H82ZM84 174V175H85ZM99 174H101L100 173V170H99ZM107 174V173H106ZM133 174H135V175H133ZM176 174H178V172L176 173ZM226 174V173H225ZM9 175V174H8ZM12 175V174H11ZM17 175V174H16ZM36 175V174H35ZM40 175V174H39ZM46 175V174H45ZM45 175H44V177H45ZM79 175V174H78ZM89 175H91V174H89ZM96 175V174H95ZM104 175V174H103ZM146 176L147 177V179H146V183H144V184H142V182H140L141 181V176ZM175 175V174H174ZM207 175V174H206ZM205 175V176H206ZM231 175V174H230ZM235 175V174H234ZM238 175V174H237ZM244 175H246L245 173H244ZM22 176H24V175H22ZM22 176H20V177H22ZM28 176V175H27ZM38 176V175H37ZM49 176V175H48ZM51 176V175H50ZM86 176V175H85ZM84 176V177H85ZM106 176V175H105ZM143 176H142V178H143ZM193 176V175H192ZM197 176V181L199 180V181H201L200 179H198L199 177ZM203 176V175H202ZM204 176V177H205ZM208 176V175H207ZM225 176V175H224ZM228 176V175H227ZM6 177V176H5ZM25 177V176H24ZM83 177V176H82ZM213 177V178H214ZM233 177V176H232ZM8 178V177H7ZM16 178H18V177H16ZM40 178V177H39ZM56 178V177H55ZM86 178V177H85ZM92 178V177H91ZM99 178V177H98ZM145 178V177H144ZM169 178V177H168ZM201 178V177H200ZM10 180H11V178H9ZM14 179H15V177H14ZM13 179V180H14ZM24 179V178H23ZM97 179V178H96ZM96 179H95V181H96ZM163 179V178H162ZM227 179V178H226ZM4 180V179H3ZM17 180V179H16ZM15 180V181H16ZM22 180V179H21ZM26 180V179H25ZM56 180V179H55ZM74 180H75V178H74ZM80 180V179H79ZM93 180H94V178H93ZM114 180V181H115ZM143 180V179H142ZM167 180V179H166ZM174 180V179H173ZM195 180V179H194ZM225 180V179H224ZM31 181V180H30ZM47 181V180H46ZM78 181V180H77ZM83 181V180H82ZM81 181V182H82ZM92 181V180H91ZM99 181H100V179H99ZM105 181V180H104ZM113 181V180H112ZM112 182V187H113V185H114V187L116 186L115 184L117 183V181H115V182ZM145 181V180H144ZM143 181V182H144ZM160 181H161V179H160ZM185 181V180H184ZM203 181V180H202ZM4 182V181H3ZM24 182V181H23ZM33 182V181H32ZM36 182V181H35ZM44 182V181H43ZM159 182V183H158ZM12 183V182H11ZM21 183V182H20ZM31 183V182H30ZM54 183H56V182H54ZM70 183V182H69ZM85 183H87V182H85ZM84 183V184H85ZM102 183V182H101ZM107 183V182H106ZM111 182H109V184H110ZM115 183V184H114ZM119 183H121V182H119ZM168 183H169V181H168ZM185 183V182H184ZM198 182H196V184H197ZM200 183V182H199ZM197 184V185H200V184ZM218 183H220L219 184V186H218ZM15 184V183H14ZM14 184L12 185V186H14ZM23 184V183H22ZM82 184V183H81ZM165 184V183H164ZM171 184H172V182H171ZM16 185V184H15ZM57 185V184H56ZM91 185V184H90ZM111 185L109 186V187H111ZM117 185H118V183H117ZM197 185H195L196 186V190H197V192L198 193H203L202 192V186H200L201 187V191L200 190H198V186ZM221 185V186H220ZM4 186H6V184H4ZM29 186V185H28ZM36 186V185H35ZM80 186H82V185H80ZM79 186V187H80ZM87 186H89L88 184H87ZM186 186H187V184H186ZM215 186V187H216ZM7 187H8V184H7ZM40 187V186H39ZM42 187H44L43 185H42ZM57 187V186H56ZM83 188H84V186H82ZM89 187H91V186H89ZM88 187V188H89ZM102 187V186H101ZM100 187V188H101ZM112 187L110 188V189H112ZM151 187V188H152ZM9 188H11L10 186H9ZM25 188V187H24ZM60 188V187H59ZM58 188V189H59ZM75 188V187H74ZM86 188V187H85ZM99 188V189H100ZM104 188V187H103ZM116 188V187H115ZM114 188V189H115ZM118 188V187H117ZM156 188V187H155ZM163 188V187H162ZM169 188H171V187H169ZM173 188V187H172ZM186 188V187H185ZM192 188V187H191ZM206 188V187H205ZM217 188V189H218ZM8 189V188H7ZM7 189H4V187H2V188H0V225L2 224V220L5 218L6 219V217H8V216H10V217H12V216H14V217H19L22 221L24 220V223H25V220L27 221H29L30 222V220H29V218L31 219V221H36L38 218H36L35 216H36V213H35V207H33V205L34 204H30V199H29V203L27 204L26 203V201H27V199L25 200V203H23V202H21L20 201V203H18L17 201H15V200H13V199H11L10 197V194L13 192H11L10 190H8V191H10V193L9 192H7ZM13 189H16V188H13L12 187V190ZM30 189H31V187H30ZM40 189V188H39ZM50 189V188H49ZM63 189V188H62ZM70 189V188H69ZM183 189V188H182ZM35 190V189H34ZM37 190V189H36ZM41 190V189H40ZM45 190V189H44ZM79 190V189H78ZM87 190V189H86ZM89 190H90V188H89ZM116 190V189H115ZM150 190V189H149ZM157 190V189H156ZM159 190H160V188H159ZM158 190V191H159ZM168 190V189H167ZM184 190V189H183ZM22 191H24V190H22ZM33 191V190H32ZM53 191V190H52ZM80 191H81V188H80ZM112 191H114L113 192V194H111L112 193ZM117 191V190H116ZM145 191V192H144ZM154 191V190H153ZM191 191H193V190H191ZM220 191V190H219ZM222 191V190H221ZM224 191V190H223ZM20 192V191H19ZM18 192V193H19ZM30 192V191H29ZM34 192V191H33ZM49 192V191H48ZM59 192V191H58ZM78 192V191H77ZM111 192V193H110ZM152 192V191H151ZM225 192V191H224ZM229 192V191H228ZM9 193V194H8ZM16 193V192H15ZM15 193H14V195H15ZM60 193V192H59ZM79 193V192H78ZM91 193H92V190H91ZM101 193V192H100ZM154 193V192H153ZM170 193V192H169ZM184 193V192H183ZM197 193V194H198ZM204 193H206V191L204 192ZM218 193V192H217ZM226 193H227V191H226ZM34 194V193H33ZM38 194V193H37ZM61 194V193H60ZM66 194H67V192H66ZM85 194V193H84ZM87 194V193H86ZM95 194V193H94ZM115 194V195H114ZM151 194V193H150ZM149 194V195H150ZM157 194V193H156ZM159 194V193H158ZM177 193H175V195H176ZM191 194V193H190ZM192 194H194V193H192ZM24 195V194H23ZM42 195H44V194H42ZM41 195V196H42ZM63 195V194H62ZM82 195V194H81ZM92 195V194H91ZM112 195H114V196H112ZM148 195V194H147ZM155 195V194H154ZM160 195V194H159ZM163 195V194H162ZM195 195H196V192H195ZM198 195H200V194H198ZM198 195H196L197 197H198ZM204 195V194H203ZM219 195V194H218ZM222 195H223V193H222ZM25 196V195H24ZM45 196V195H44ZM78 196V195H77ZM87 196V195H86ZM95 196V195H94ZM181 196V195H180ZM192 196V195H191ZM221 196V195H220ZM228 196V195H227ZM38 197V196H37ZM62 197V196H61ZM80 197H82V196H80ZM88 197V196H87ZM96 197V196H95ZM148 197V196H147ZM146 197V198H147ZM195 197V196H194ZM194 197L192 196L191 197V199L193 198L194 199ZM201 197V196H200ZM204 197V196H203ZM222 197V196H221ZM225 197V196H224ZM20 198V197H19ZM17 199V198H15L16 200H20V199ZM26 198V197H25ZM63 198V197H62ZM74 198H75V196H74ZM73 198V199H74ZM153 198H155V197H153ZM173 198V197H172ZM176 198H178V197H176ZM190 198V197H189ZM22 199V198H21ZM36 199V198H35ZM34 199V200H35ZM52 199V198H51ZM56 199H57V197H56ZM55 199V200H56ZM72 199V198H71ZM159 199H160V197H159ZM179 199V198H178ZM178 199H177V201H178ZM188 199V198H187ZM198 199H200L199 197H198ZM218 199H220L221 200V198H218ZM217 199V200H218ZM23 200H24V197H23ZM22 200V201H23ZM40 200V199H39ZM48 200V199H47ZM92 200V199H91ZM145 200V199H144ZM147 200V199H146ZM149 200V199H148ZM155 201H156V199H154ZM170 200V199H169ZM181 200V199H180ZM186 200V199H185ZM197 199H195V200H193V202H195ZM226 200V199H225ZM38 201V200H37ZM37 201H35L36 203H37ZM53 201V200H52ZM58 201V200H57ZM60 201V200H59ZM62 201V200H61ZM64 201V200H63ZM71 201V200H70ZM74 201V200H73ZM85 201V200H84ZM104 201H107L106 203L104 202ZM150 201V200H149ZM200 201V200H199ZM206 201H207V199H206ZM222 201V200H221ZM67 202V201H66ZM72 202V201H71ZM70 202V203H71ZM75 202V201H74ZM77 202V201H76ZM90 202V201H89ZM97 202V201H96ZM142 202H143V200H142ZM172 202V201H171ZM182 202V201H181ZM197 202V201H196ZM201 202V201H200ZM216 202V201H215ZM33 203V202H32ZM145 203V205H146V203L147 202H144ZM174 203V202H173ZM183 203V202H182ZM190 203H192V202H190ZM217 203V205H218V203H219V200L216 202ZM221 203V202H220ZM25 204V205H24ZM80 204V203H79ZM84 204V203H83ZM90 204V203H89ZM139 204H140V202H139ZM142 204V203H141ZM157 204H159V203H157ZM187 204V203H186ZM194 205H196V206H194V205H192V208H196V210H198L199 211V209H197V205L199 204H196V203H193ZM223 204L224 203H222V206H223ZM24 205V206H23ZM63 205V204H62ZM66 205H68L67 203H66ZM65 205V206H66ZM71 205V204H70ZM75 205V204H74ZM82 205V204H81ZM86 205V204H85ZM170 205V204H169ZM187 205H189V204H187ZM201 205V204H200ZM213 207L214 208H212L211 209V211L210 210H208V213H207V217H206V219L204 220L205 221V229H204V227L202 228L204 231H203V234L204 235H202V236H204V238H203V240H204V242H202L204 245H206V249H208L210 252H211V254H210V256L212 257L211 259V261L212 262H215V264H223V257H221V256H219V253H218V251L217 250H219L218 248V246H220V244L218 243V240H217V236L215 235V233H217V232H214V227H217V226H214L213 225V215H216L217 213H218V211H220V210H218L217 211V205H215V203H213ZM36 206V205H35ZM51 206V205H50ZM57 206V205H56ZM86 206V207H87ZM129 206V207H128ZM133 206H135V204L134 205H132L131 206V208H130V211L129 210H127V211H129V213L130 214H132V216H134V217H136L133 213H134V211H135V208L136 209H140V207H134L133 208ZM137 206H138V204H137ZM175 206V205H174ZM204 206H205V204H204ZM216 206V207H215ZM64 207V206H63ZM69 207V206H68ZM71 207V206H70ZM78 208H79V205L77 206ZM143 207V206H142ZM157 207V206H156ZM172 207V206H171ZM190 207H191V204H190ZM220 207V206H219ZM38 208V207H37ZM49 208V207H48ZM55 208V207H54ZM58 208V207H57ZM74 208V207H73ZM78 208H77V210H78ZM217 208V209H216ZM46 209H47V207H46ZM65 208H63V210H64ZM70 209V208H69ZM75 209H76V207H75ZM74 209V210H75ZM79 209H81V208H79ZM151 209V208H150ZM164 209H165V207H164ZM200 209H201V207H200ZM204 209V208H203ZM206 209V208H205ZM37 210V209H36ZM56 210V209H55ZM66 210H68V209H66ZM142 210V209H141ZM190 210V209H189ZM193 210V209H192ZM42 211H43V209H42ZM45 211V210H44ZM53 211V210H52ZM80 211V210H79ZM87 211V212H86ZM126 211V210H125ZM127 211L125 212L126 213V215H127ZM157 211V210H156ZM171 211H172V209H171ZM197 211V212H198ZM200 211H202V210H200ZM210 211V212H209ZM81 212V211H80ZM160 212H162V211H160ZM193 212V211H192ZM204 212V211H203ZM58 213H56V214H58ZM88 213V214H87ZM140 213H142V212H140ZM149 213V212H148ZM155 213V212H154ZM173 213H174V211H173ZM200 213H202V212H200ZM216 213V214H215ZM221 214H222V211L220 212ZM224 213V212H223ZM34 214H35V216H34ZM45 214V213H44ZM69 214V213H68ZM136 215L138 214V213H135ZM166 214V213H165ZM219 214V213H218ZM217 214V215H218ZM129 215V214H128ZM175 215V214H174ZM182 216H183V214H181ZM220 215V214H219ZM218 215V216H219ZM225 215V214H224ZM43 216V215H42ZM58 216V217H59ZM117 216V217H116ZM132 216H131V218H132ZM138 216H140V215H138ZM141 216H143V213H142V215ZM164 216V215H163ZM220 216H222V215H220ZM219 216V219L221 218L222 219V217H220ZM14 217H12V218H14ZM31 217H33V218H31ZM38 217V216H37ZM62 217V218H63ZM70 217V218H71ZM118 219H116V218ZM124 217V216H123ZM144 217V216H143ZM146 217V216H145ZM19 218H17V219H19ZM116 220H115V219ZM128 218V217H127ZM130 218V219H131ZM168 218V217H167ZM198 218V217H197ZM4 219V220H5ZM7 219H9V218H7ZM11 219V218H10ZM36 219V220H35ZM55 219V218H54ZM82 219V220H81ZM134 219V218H133ZM161 219V218H160ZM4 220H3V224H5L4 223ZM15 220H16V218H15ZM57 220V219H56ZM60 220H61V218H60ZM63 220V219H62ZM61 220V222H64V220L62 221ZM81 220V221H80ZM135 220V219H134ZM142 220H145V219H142ZM141 220V221H142ZM223 220H224V218H223ZM7 220H5V222H6ZM20 221V220H19ZM18 221V222H19ZM21 221V222H22ZM54 221V220H53ZM140 221V220H139ZM148 221V220H147ZM194 221V220H193ZM203 221V220H202ZM225 221V220H224ZM12 222V221H11ZM37 222V221H36ZM58 222V221H57ZM61 222H60V224H61ZM74 222H75V224H74ZM127 222V221H126ZM160 222V221H159ZM183 222V221H182ZM222 222V221H221ZM8 222H6V224H7ZM20 223V222H19ZM23 223V222H22ZM21 223V224H22ZM24 223H23V225H24ZM69 223L66 225V223L64 222V224L66 225V227H68L69 228ZM116 223V222H115ZM125 223V222H124ZM138 223V222H137ZM203 223V222H202ZM201 223V224H202ZM215 223V222H214ZM2 224V225H3ZM5 224V225H6ZM13 224V223H12ZM59 224V225H60ZM112 224V223H111ZM110 224V225H111ZM183 224V223H182ZM187 224V223H186ZM216 224V223H215ZM219 224V223H218ZM222 224H223V222H222ZM54 225H56L59 229H60V231L59 230H57L55 227L56 226H54ZM119 225V224H118ZM123 225V224H122ZM136 225V224H135ZM164 225V224H163ZM4 226V225H3ZM113 226V225H112ZM141 226V225H140ZM143 226V225H142ZM167 226V225H166ZM196 226H197V224H196ZM195 226V227H196ZM201 226V225H200ZM214 226V227H213ZM221 226V225H220ZM114 227L116 228V226L114 225ZM198 227V226H197ZM197 227H196V229H197ZM1 228V227H0ZM41 228H43V229H41ZM114 228V229H115ZM138 228V227H137ZM28 229V228H27ZM25 229H23L22 230V235L25 233H23V231H24ZM29 230V229H28ZM31 230V229H30ZM66 230V231H65ZM111 230V229H110ZM198 230V229H197ZM20 231V230H19ZM47 233V235L44 233ZM135 231V230H134ZM183 231V230H182ZM186 231V230H185ZM221 231H223V230H221ZM4 232V231H3ZM11 232V231H10ZM109 232V231H108ZM127 232V231H126ZM125 232V233H126ZM133 232V231H132ZM132 232H131V234H132ZM165 232V231H164ZM200 232V231H199ZM198 232V233H199ZM219 232V231H218ZM44 233V234H43ZM123 233V232H122ZM137 233V232H136ZM139 233V232H138ZM163 233V232H162ZM185 233V232H184ZM4 234V233H3ZM20 235H21V231H20V233H19ZM135 234V233H134ZM191 234V233H190ZM19 235V236H20ZM66 235H68V236H66ZM107 235H109V234H107ZM133 235V234H132ZM126 236V235H125ZM149 236V235H148ZM154 236V235H153ZM189 236V235H188ZM1 237V236H0ZM112 237V236H111ZM164 237V236H163ZM180 237V236H179ZM12 238V237H11ZM22 238V237H21ZM114 238V237H113ZM119 238V237H118ZM9 239V238H8ZM20 239V238H19ZM40 239V240H39ZM111 239V238H110ZM134 239H135V237H134ZM163 239V238H162ZM169 239V238H168ZM190 239V238H189ZM201 239V238H200ZM220 239V238H219ZM2 240V239H1ZM0 240V241H1ZM17 240V239H16ZM122 240V239H121ZM124 240V239H123ZM122 240V241H123ZM129 240V239H128ZM137 240V239H136ZM171 240V239H170ZM181 240V239H180ZM221 240V239H220ZM220 240H219V242H220ZM19 241V240H18ZM24 241H22V242H24ZM43 241H44V243H43ZM111 241H112V239L110 240V243H111ZM115 241V240H114ZM134 241V240H133ZM138 241H139V239H138ZM141 241V240H140ZM142 241H143V239H142ZM147 241H148V239H147ZM160 241H162V240H160ZM165 241H169V240H167V238L165 239ZM173 241V240H172ZM182 241V240H181ZM3 242V241H2ZM121 242V241H120ZM125 242V241H124ZM131 243H132V241H130ZM146 242V241H145ZM149 242V241H148ZM174 242V241H173ZM192 242V241H191ZM194 242V241H193ZM222 242V241H221ZM4 243V242H3ZM19 243H20V241H19ZM114 243H116V242H114ZM113 243V244H114ZM119 243V242H118ZM127 243H128V241H127ZM131 243H128V244H131ZM165 243V242H164ZM184 243V242H183ZM1 244V243H0ZM7 244V243H6ZM120 244V243H119ZM123 244V243H122ZM125 244V243H124ZM149 244V243H148ZM151 244V243H150ZM166 244V243H165ZM190 244V243H189ZM202 244V245H203ZM15 245V244H14ZM22 245H24V243H22ZM27 246L26 247H33V246H35V245H33V244H31L30 246H29V244H26ZM33 245V246H32ZM111 245H112V243H111ZM126 245V244H125ZM144 245H146V244H144ZM154 245V244H153ZM218 245V246H217ZM16 246V245H15ZM43 246V245H42ZM118 246H120V245H118ZM124 246V245H123ZM133 246V245H132ZM138 246V245H137ZM140 246V245H139ZM139 246H138V249H139ZM141 246H142V244H141ZM149 246V245H148ZM165 246V245H164ZM190 246V245H189ZM198 246V245H197ZM22 247V249L24 248L23 246H21ZM37 247V246H36ZM36 247H33L32 249H34V251H35V249H37ZM113 247V246H112ZM129 247V246H128ZM153 247V246H152ZM151 247V248H152ZM185 247V246H184ZM200 247V246H199ZM218 247V248H217ZM222 246H220V248H221ZM40 248H38L37 250L39 251V249ZM109 248H111V246L110 247H107V250L109 249ZM148 248V247H147ZM181 248V247H180ZM194 248V247H193ZM5 249V248H4ZM29 249H31V248H29ZM29 249H27L26 248V253L28 252H30L31 250H29ZM118 249V248H117ZM130 249V248H129ZM128 249V250H129ZM156 249V248H155ZM7 250V249H6ZM37 250H36V252H37ZM45 250V251H44ZM103 250H102V252L100 251V249H99V251L100 252H98L99 254L101 253V255L99 256V254H97V258H96V261H97V259H98V257H100L101 258V256H102V254H103ZM137 250V249H136ZM144 250V249H143ZM148 250V249H147ZM190 250V249H189ZM203 250V249H202ZM4 251V250H3ZM16 251V250H15ZM109 251H110V249L108 250V253H109ZM114 251H116V250H114ZM113 251V252H114ZM119 251H120V249H119ZM124 251V250H123ZM134 251V250H133ZM150 251V250H149ZM183 251H184V248H183ZM182 251V252H183ZM198 251V250H197ZM7 252V251H6ZM39 252H41V251H39ZM39 252H37V253H39ZM142 252V251H141ZM145 252H147V251H145ZM206 252V251H205ZM209 252V253H210ZM2 253H5V252H2ZM8 253V252H7ZM4 254V256H3V254H2V256L3 257H6L5 255H8V254ZM19 253V254H18ZM37 253H34L35 255H38ZM112 253V252H111ZM116 253V252H115ZM117 253H118V251H117ZM125 253V252H124ZM132 253V252H131ZM134 253V252H133ZM132 253V254H133ZM143 253V252H142ZM148 253V252H147ZM180 253H181V251H180ZM197 253V252H196ZM114 253H112L111 255V257H113V261H111V263L113 262V264H114V262H115V258H114V256H115V254L113 255ZM128 254V253H127ZM138 254H139V252H138ZM149 254V253H148ZM201 254V253H200ZM221 254V253H220ZM96 255V254H95ZM104 255V254H103ZM110 255V253L108 254V256ZM121 255V254H120ZM124 255V254H123ZM136 255L137 254H135V257H136ZM145 255H146V253H145ZM157 255H158V252H157ZM160 255V254H159ZM194 255V254H193ZM39 256V255H38ZM91 257H94L93 255H90ZM107 256V260H109V258L110 257H108ZM130 256V255H129ZM132 256V255H131ZM130 256V257H131ZM141 256V255H140ZM150 256H151V253H150ZM149 256V258H151ZM162 256H164L165 257V254L163 253L162 254ZM161 256V257H162ZM180 256H182V255H180ZM179 256V257H180ZM202 256V255H201ZM209 256V257H210ZM7 257V258H8ZM91 257H90V259H89V261L90 260H92L91 259ZM96 257V256H95ZM103 257V256H102ZM120 257V256H119ZM119 257H118V259H119ZM129 257V258H130ZM195 257V256H194ZM0 258H2V257H0ZM81 258V259H80ZM88 258H89V256H88ZM105 258H106V256H105ZM121 259L123 258L122 257V255H121V257H120ZM126 258V257H125ZM132 258V257H131ZM140 258H142V257H140ZM201 257H199V259H200ZM222 258V259H221ZM5 260H6V258H4ZM38 259H39V261H38ZM104 259V258H103ZM145 259H146V257H145ZM155 259H157V258H155ZM168 259V261H169V258H167ZM197 259V258H196ZM1 260H3V259H1ZM85 260V259H84ZM83 260V261H84ZM93 260L94 261H92V263L93 262H95V259L93 258ZM99 260V259H98ZM102 259H100L99 261H101ZM117 260V259H116ZM134 260V259H133ZM150 260V259H149ZM149 260H148V262H149ZM159 259H157V261H158ZM161 260V259H160ZM4 261V260H3ZM83 261H80V262H82V263H84ZM135 261V260H134ZM141 261V260H140ZM144 261V260H143ZM142 261V262H143ZM156 261V260H155ZM206 261V260H205ZM1 262V261H0ZM8 262V261H7ZM105 263V260L104 261H102L101 262V264L102 263ZM137 262V261H136ZM146 262V261H145ZM147 262V263H148ZM167 262V261H166ZM202 262V261H201ZM225 262V261H224ZM96 263V262H95ZM99 263V262H98ZM110 262H108V263H106V264H109ZM132 263V262H131ZM134 263V262H133ZM146 263V264H147ZM153 263V262H152ZM156 263V262H155ZM160 263H161V261H160ZM159 263V264H160ZM164 263V262H163ZM9 264V263H8ZM85 264V263H84ZM86 264H89L88 262H86ZM97 264V263H96ZM117 264H118V262H117ZM125 264V263H124ZM137 264V263H136ZM143 264V263H142ZM162 264V263H161ZM165 264V263H164ZM168 264H169V262H168Z\"/></svg>","mask_w":264,"mask_h":264}]
</instances>
